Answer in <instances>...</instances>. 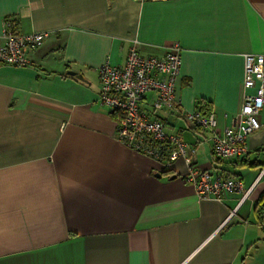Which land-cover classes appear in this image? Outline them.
Wrapping results in <instances>:
<instances>
[{
	"label": "crops",
	"instance_id": "0c3cea01",
	"mask_svg": "<svg viewBox=\"0 0 264 264\" xmlns=\"http://www.w3.org/2000/svg\"><path fill=\"white\" fill-rule=\"evenodd\" d=\"M4 17L49 36L26 67L0 65V264H264V127L217 161L183 118L208 102L217 134L232 124L244 55H264V0H0V32ZM134 40L154 56L180 44V104L156 116L196 148L193 168L251 188L242 203L199 198L182 158L167 170L116 138L97 71Z\"/></svg>",
	"mask_w": 264,
	"mask_h": 264
},
{
	"label": "built area",
	"instance_id": "2783aa9c",
	"mask_svg": "<svg viewBox=\"0 0 264 264\" xmlns=\"http://www.w3.org/2000/svg\"><path fill=\"white\" fill-rule=\"evenodd\" d=\"M14 19L4 17L0 32V65L26 67L28 53L40 47L49 36L46 31L21 33ZM137 42H131L123 65L114 66L105 60L98 67L100 91L98 101L110 108L115 123V136L122 145L146 155L171 170L182 158L187 166L184 181L194 187L201 199L221 200L223 192H241L239 203L251 188L243 189L241 181L231 175L200 171L192 167L196 148L188 147L177 134H169L156 114L176 110L180 104L177 85L180 75L181 47L173 42L161 56L144 55ZM242 81V102L233 115L231 125L221 135L215 132L216 118L212 111L203 114L195 109L184 113L185 120L211 133L212 153L216 159L231 161L247 151V136L264 123L259 113L264 109V55L245 54ZM264 173V171H262ZM260 224L264 227V211ZM233 213V212H232ZM230 213V217L233 215Z\"/></svg>",
	"mask_w": 264,
	"mask_h": 264
},
{
	"label": "trees",
	"instance_id": "16d2710c",
	"mask_svg": "<svg viewBox=\"0 0 264 264\" xmlns=\"http://www.w3.org/2000/svg\"><path fill=\"white\" fill-rule=\"evenodd\" d=\"M200 111H202L203 114H208L211 111V104L208 102H203ZM217 161H220L219 159H216ZM258 218H259V223H260V214L262 213L261 211H264V207H260L257 210Z\"/></svg>",
	"mask_w": 264,
	"mask_h": 264
},
{
	"label": "water",
	"instance_id": "95a60500",
	"mask_svg": "<svg viewBox=\"0 0 264 264\" xmlns=\"http://www.w3.org/2000/svg\"><path fill=\"white\" fill-rule=\"evenodd\" d=\"M70 74H71V76H74V77H76L79 80H84L82 74H80V73H76L75 71L68 70L67 71V75H70ZM173 178H174V176H173Z\"/></svg>",
	"mask_w": 264,
	"mask_h": 264
},
{
	"label": "rangeland",
	"instance_id": "374dc122",
	"mask_svg": "<svg viewBox=\"0 0 264 264\" xmlns=\"http://www.w3.org/2000/svg\"><path fill=\"white\" fill-rule=\"evenodd\" d=\"M158 113H160V111Z\"/></svg>",
	"mask_w": 264,
	"mask_h": 264
}]
</instances>
